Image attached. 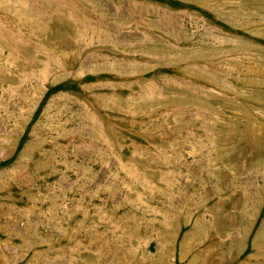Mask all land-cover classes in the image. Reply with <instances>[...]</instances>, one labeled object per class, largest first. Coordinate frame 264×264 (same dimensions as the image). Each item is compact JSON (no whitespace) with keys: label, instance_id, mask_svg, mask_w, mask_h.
Returning <instances> with one entry per match:
<instances>
[{"label":"rangeland","instance_id":"374dc122","mask_svg":"<svg viewBox=\"0 0 264 264\" xmlns=\"http://www.w3.org/2000/svg\"><path fill=\"white\" fill-rule=\"evenodd\" d=\"M0 264H264V0H0Z\"/></svg>","mask_w":264,"mask_h":264}]
</instances>
